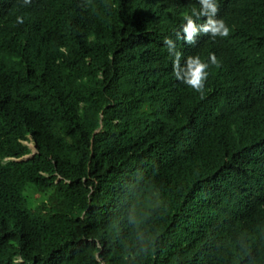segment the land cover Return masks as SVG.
Instances as JSON below:
<instances>
[{"label":"trees","instance_id":"obj_1","mask_svg":"<svg viewBox=\"0 0 264 264\" xmlns=\"http://www.w3.org/2000/svg\"><path fill=\"white\" fill-rule=\"evenodd\" d=\"M216 2L188 52L198 0H0V264H264V0Z\"/></svg>","mask_w":264,"mask_h":264},{"label":"clouds","instance_id":"obj_2","mask_svg":"<svg viewBox=\"0 0 264 264\" xmlns=\"http://www.w3.org/2000/svg\"><path fill=\"white\" fill-rule=\"evenodd\" d=\"M198 3L200 9L199 11H193V15L197 18H206L204 23L201 24L197 19L193 20L190 12L180 17V19H184L182 22H185L181 28V32L184 34L186 42L189 43L187 45L188 52L197 47L196 45L204 35H206L207 42L211 37L227 38L230 33V29L226 26L224 20L215 18L219 11L216 0H198ZM23 22V18L18 16L16 23L22 24ZM181 32L177 33V39L181 38ZM194 36L195 40H193ZM164 43L168 46L169 54L173 56L172 40L165 39ZM190 55H193V53ZM180 58L181 53L176 51L173 60V75L176 80L182 82L188 88L202 96L205 82L209 75V63L202 61L199 56H188L185 66L181 67ZM209 61L212 65L219 67V62L216 60L214 54H210Z\"/></svg>","mask_w":264,"mask_h":264},{"label":"water","instance_id":"obj_3","mask_svg":"<svg viewBox=\"0 0 264 264\" xmlns=\"http://www.w3.org/2000/svg\"><path fill=\"white\" fill-rule=\"evenodd\" d=\"M28 147L31 149L30 154H28V155H26V156H24V157L18 159V161H26L27 159L33 157V155H34L35 152H36V151H35V147H34V145H33L32 143L29 144Z\"/></svg>","mask_w":264,"mask_h":264},{"label":"rangeland","instance_id":"obj_4","mask_svg":"<svg viewBox=\"0 0 264 264\" xmlns=\"http://www.w3.org/2000/svg\"><path fill=\"white\" fill-rule=\"evenodd\" d=\"M31 144V143H28V145Z\"/></svg>","mask_w":264,"mask_h":264}]
</instances>
